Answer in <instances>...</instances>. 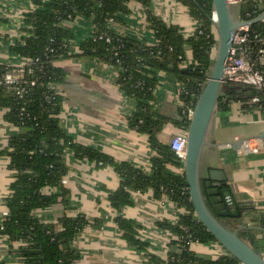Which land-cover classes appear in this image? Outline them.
I'll return each mask as SVG.
<instances>
[{"label":"trees","instance_id":"trees-1","mask_svg":"<svg viewBox=\"0 0 264 264\" xmlns=\"http://www.w3.org/2000/svg\"><path fill=\"white\" fill-rule=\"evenodd\" d=\"M31 1L34 9L23 18L25 35L11 47V51L25 61L37 62L27 67L33 70L23 78L27 84L0 85V109L6 110L4 120L22 130L19 135L10 137L6 147L0 151V156L8 157V170L12 172L11 194L4 200L7 215L0 223V236L9 241V253L15 255L21 264H74L79 258L71 242L89 222L81 214L68 215L69 192L61 181L68 171L63 157L65 152L71 151L77 159L86 158L96 165L115 168L120 185L117 191L109 195V200L117 211L131 204L133 192L147 190H152L155 198L167 197L186 211L175 225L160 224L177 236L172 243L179 245L181 253H169L166 260L148 255L147 264H237L228 255L210 259L191 251V244H207L214 242V239L195 218L185 175L175 176L167 172L166 165L180 167L181 162L168 145L159 144L157 135L165 121L151 108L157 83L155 73L158 71H172L181 86L189 92H196L198 84L204 85L206 82L217 37L211 0H178L199 24L190 39H185L176 26H167L154 16L150 11V0ZM130 1L141 5L148 26L155 34L154 45H144L115 34L110 29L111 19L121 22L129 12L127 5ZM244 2L250 7L259 3L262 9L257 12H264V0ZM241 16L245 18L242 12ZM77 17L92 20V33L80 44L79 57L97 58L116 66L120 88L136 102V111L128 121L132 128L147 134L151 146L156 149L151 176L75 143L61 128L58 118L61 99L49 86L63 78V70L55 63L70 58L67 42L73 34L68 24ZM4 22L0 19V25ZM250 30L264 31V25L253 24ZM187 46L192 52V63L183 67ZM255 69L264 77V64L257 63ZM11 70L0 65V77ZM32 81L34 85L31 86ZM228 86H223L217 110H228L233 100L242 102L245 109H257L264 115V96H260L259 103L252 104V96L235 94L237 89L252 91L250 87L235 85V90H230ZM19 89L23 91L21 97L16 95ZM182 97L187 103L189 97ZM181 124L187 130L189 121L182 119ZM46 188H55L57 192L45 194ZM55 204L63 208V215L55 223H43L33 216L34 210ZM116 223L123 231L127 244L140 250L146 248V244L136 237L137 226L134 222L119 216Z\"/></svg>","mask_w":264,"mask_h":264},{"label":"crops","instance_id":"crops-1","mask_svg":"<svg viewBox=\"0 0 264 264\" xmlns=\"http://www.w3.org/2000/svg\"><path fill=\"white\" fill-rule=\"evenodd\" d=\"M127 7L129 12L121 22H113L111 30L144 45H154L155 34L148 26L141 5L130 1ZM33 9L31 0H0V19L5 21L0 25V65L11 71L26 62L12 52L11 47L25 35L23 18ZM150 11L165 25L179 28L185 39H190L199 27L188 8L178 0H150ZM234 15L241 17L235 10ZM68 28L73 34L67 42L70 58L55 63L64 75L59 83L52 84L61 99L58 115L61 128L75 143L151 176L156 149L151 146L147 134L129 125L136 102L120 88L118 68L97 58L79 57L80 44L92 33V20L77 17ZM191 63L192 52L187 46L182 66ZM155 79L151 108L165 121L157 140L160 145H168L173 135L185 130L181 124L185 100L180 92L181 84L172 71H158ZM5 114L6 110L0 109V151L10 137L22 132L4 120ZM263 132L264 115L232 100L228 110L216 108L209 132L211 145L201 156V169L218 170L220 177L225 176L234 184L232 191L224 194L229 193L237 208L247 213L240 220L219 218V221L237 230L246 240L264 238V148L257 154L241 153L240 141L259 137ZM63 160L68 168L63 178V186L69 192L68 215L81 214L89 222L71 242L79 255L74 264H147L148 255L166 260L169 253L178 254L179 245L172 243L177 236L160 224L175 225L186 213L184 209L165 196L155 198L152 190H147L133 192L131 204L117 211L109 200V195L120 185L114 167L99 166L86 158L77 159L71 151L65 152ZM8 163V157L1 155L0 223L7 211L4 200L11 194L12 172L8 170ZM166 169L171 175L184 174L182 162L180 167L166 165ZM222 189L228 190L229 184ZM55 192V188L44 189L45 194ZM62 215L60 204L33 211V216L43 223H55ZM119 216L135 223L136 237L146 244L144 250L127 244L116 223ZM9 247L7 238L0 236V264H21L9 253ZM190 249L197 256L210 259L226 255L216 242L191 244Z\"/></svg>","mask_w":264,"mask_h":264},{"label":"water","instance_id":"water-1","mask_svg":"<svg viewBox=\"0 0 264 264\" xmlns=\"http://www.w3.org/2000/svg\"><path fill=\"white\" fill-rule=\"evenodd\" d=\"M211 2L215 15L213 26L217 36L215 57L212 58L209 76L196 100L194 114L187 130L176 133L184 135L187 140L183 169L188 195L196 220L210 233L223 254L231 256L237 264H264V238L246 240L237 230H231L219 221V218L240 220L247 213H242L237 207L231 211L223 203L224 193L231 192L234 184L225 176L220 177L221 172L218 170L201 169L203 150L211 145L209 132L218 98L223 90L222 81L229 58L231 34L238 28L259 23L264 19V13L252 20H240L234 15L228 0ZM242 11L248 13L247 2L243 3ZM235 88V85L228 86L230 90ZM252 93L253 91L235 90L236 95L243 97H250ZM259 137L264 139V132ZM228 184L229 189L223 190L222 188H226ZM234 204L236 205L235 202ZM181 251V248H178L177 253Z\"/></svg>","mask_w":264,"mask_h":264},{"label":"built area","instance_id":"built-area-1","mask_svg":"<svg viewBox=\"0 0 264 264\" xmlns=\"http://www.w3.org/2000/svg\"><path fill=\"white\" fill-rule=\"evenodd\" d=\"M230 6L233 11H237V14H241L242 5L244 0H228ZM262 9L259 3L254 4L252 7L249 6L248 13H245V18L236 17L240 20H252L256 18L257 15L263 14L264 12L258 13L257 10ZM213 21L215 22V15H212ZM113 20L109 21V27L113 24ZM259 23L264 25V19H262ZM111 29V27H110ZM153 31V30H152ZM154 32V31H153ZM102 37H99L101 39ZM51 42L53 40H50ZM108 42L109 39L106 38ZM231 47L229 49V58L227 64L225 66L222 85H242L246 87H250L253 91L251 103H259L260 96H264V77L259 72V70L255 69L257 63L264 62V31H251L250 26H244L236 29L231 34ZM68 45V44H67ZM48 50V49H47ZM37 60L26 61L24 66L18 68L15 71H9L4 73L0 77V85H4L7 87L24 85L27 84L26 81H23L26 73H32V69H27V67L34 63ZM41 68L39 69V71ZM30 85H34V81L30 83ZM204 85L198 84V89L196 92H189L184 87L181 86L180 92L182 96L189 97L187 103H185L183 109L181 110V114L184 119L190 122L193 114L196 100L202 90ZM52 88V84L49 86ZM23 94L22 89L16 91V95L21 97ZM23 111V110H21ZM21 113L20 116H22ZM239 151L241 153L249 152L253 154H257L260 150L264 148V139L260 137H255L249 140L240 141ZM186 137L181 134L173 135L169 141V148L174 153L176 158L183 163L186 155ZM64 184V181H61ZM223 203L227 207V209L233 211L235 208V204L232 196L229 193L224 194ZM7 215V212L3 214V218ZM264 258V257H263ZM18 259V258H17Z\"/></svg>","mask_w":264,"mask_h":264},{"label":"rangeland","instance_id":"rangeland-1","mask_svg":"<svg viewBox=\"0 0 264 264\" xmlns=\"http://www.w3.org/2000/svg\"><path fill=\"white\" fill-rule=\"evenodd\" d=\"M215 50H216V49H214L213 52H212V56H214V57H215ZM214 57H213V58H214Z\"/></svg>","mask_w":264,"mask_h":264}]
</instances>
